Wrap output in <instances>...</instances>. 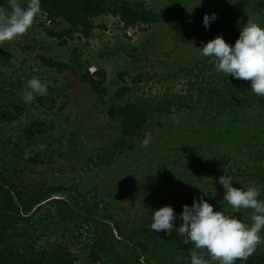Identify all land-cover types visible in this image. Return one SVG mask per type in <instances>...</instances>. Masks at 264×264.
I'll list each match as a JSON object with an SVG mask.
<instances>
[{"label": "trees", "instance_id": "trees-1", "mask_svg": "<svg viewBox=\"0 0 264 264\" xmlns=\"http://www.w3.org/2000/svg\"><path fill=\"white\" fill-rule=\"evenodd\" d=\"M10 2L0 0V9L10 10ZM40 5L38 15L43 20L39 25L60 46H68L78 37H91L97 27L107 28L94 22L106 15L118 18L125 31L173 20L187 30L204 27L180 4L161 10L149 8L145 0H40ZM206 5L217 14L209 28L226 36L223 38L229 44L235 43L240 28L246 24L244 17H257L255 21L264 26V0H206ZM8 47L6 42L0 44V264H190L194 245L177 235L181 221H175L171 233L154 232L151 223L153 211L171 205L179 214L183 205L193 204L194 197L203 196L214 210L252 222V210L235 212L226 201L221 203L225 190L218 182L220 176H230L235 187L260 189L259 198L264 200V142L256 144L259 154L254 156L243 139L227 135L232 127L244 133L255 130L257 139V133L264 135V96L251 92L250 81L228 78L205 57L193 60L181 71L159 77L156 85L160 88L149 87L144 93L147 97L124 101L140 84L154 82L157 75L138 73L132 77L127 70L119 71L117 79L121 85L111 94L106 70L91 72L90 61L82 59L78 49H73L68 61L37 55L43 66L72 74L105 104L106 112L113 117L112 126L118 135L113 134L112 146L94 153L92 145L99 143L96 137L100 131L88 119L74 122L71 130L63 125L60 116L70 101L59 104V97L64 95L61 88L50 84L47 95L37 96L31 104L21 99L27 81L36 74L21 72L13 64L17 57ZM21 48L33 46L26 44ZM181 72L185 78L180 89H174L168 78L176 80ZM108 97L112 98L110 104ZM186 113L188 118L196 119L198 128L194 131L204 140L207 134L212 136L211 126L216 129L224 119H230L229 129L219 135L224 142L222 148L221 141L210 142L218 146L200 141L203 146H195L191 155L182 157L183 164L179 163V168L201 174L195 178L198 184L203 179L199 188L206 186V191L179 181L175 185L178 192H167L164 182L156 186L147 178L135 185L130 201L120 205L111 194V200L103 198L96 187L91 188L96 192L93 196L94 191L87 194L77 182L65 181L74 170L87 175L88 171L109 164V154L134 149L137 141L147 139L154 115L185 117ZM158 126L163 123L158 122ZM192 133H183L179 144L187 145ZM40 144L46 145V150H37ZM26 150L31 153L27 158ZM211 185L218 188L212 192L208 189ZM197 251L208 258L205 251ZM236 264L242 262L237 260ZM246 264H264V251L255 250Z\"/></svg>", "mask_w": 264, "mask_h": 264}, {"label": "rangeland", "instance_id": "rangeland-1", "mask_svg": "<svg viewBox=\"0 0 264 264\" xmlns=\"http://www.w3.org/2000/svg\"><path fill=\"white\" fill-rule=\"evenodd\" d=\"M145 1L148 7L154 10H161L180 4L186 12L194 15L197 23L203 22L205 13L211 14L214 12L206 5V0ZM17 2L25 5L26 3L28 4L29 0H17ZM41 20H43V17L38 15V18L34 20L33 25L29 29L31 31L30 34H25V36L13 41H5L9 45L7 50L17 57L13 64H16V67H20L21 72L36 74L35 76L47 80L49 85L62 89L64 95L59 97V104L66 100L70 101L65 112L60 116L66 128L71 130L74 122L79 123V121L82 122V119H88L89 123H93L100 131L101 134L96 137V141H99V143L92 145L94 153L104 147L112 146L113 136L118 135L112 126L113 117L106 112L105 104L91 94L86 86L82 85L72 74L68 72L57 73L55 70L43 66L37 55L45 54L68 61L73 49H78L82 59L90 61L91 72L98 68L106 70V84L111 94L121 85L117 79L119 71L127 70L132 77L138 73H147V76L157 75L154 77V82H147L148 86L146 83L140 84L135 91H132L124 98V101L137 100L146 96L144 93L149 87H155V90L160 88L158 84L156 85L159 77L167 75L169 72L181 71L186 65H191L189 63L193 62V60L205 58L201 55L199 48L220 35L212 28L205 29L203 27L187 30L176 20L150 26L140 25L125 31L122 29L118 18L106 15L95 18L94 22L96 25L104 24L107 28L101 29L97 27L91 37L79 38L77 35L78 38L71 41L68 46H60L55 39L46 36L39 25ZM255 20H257V17L252 18L250 16L249 19L244 17L246 24H258ZM153 37L155 38L152 39L151 43L148 42ZM32 38H35V40L33 41ZM26 44H31L33 48L23 50L21 47ZM134 48H136V51H133ZM132 55L135 57H132ZM184 78V72H181L176 80L168 78L170 80L169 84H174V89H180ZM130 81L131 79H128V82ZM107 100H109V104L112 103L111 97H108ZM187 116V113L185 117L175 114L162 117L154 115L151 126L147 130V139L150 138L148 148L143 147L142 142L144 140L137 141L134 149L123 154H109V164L94 168L88 171L87 175L81 173L82 171L80 170H74L68 174L65 181L77 182L81 190L87 192V194L88 191L89 193L94 191L91 188L94 189L96 187L97 193H100L101 196L103 195V198L111 200L113 197L117 204L120 205H126L130 201L129 198L133 195L135 185L147 178L150 179V182L154 181V183H157L156 186H161L162 182H164L167 192H171V190L174 193L178 192L175 189V185L179 181L182 185L190 184V188L199 189L200 192L206 191V186L202 187V190L199 188L200 183L201 186L204 184L203 179H200L201 182L198 184L195 178L201 174L197 171L191 173L187 167L179 168L178 166L179 163H182V157L185 158L191 155L195 146L199 144L203 146L200 141H208L207 143L221 141L220 148H222L224 142H222L223 139L219 135L222 136L229 129L227 122L230 119H224L221 122V126L216 129L211 126L213 134L211 137L207 134L204 140L199 139V132L194 131L195 128H198L195 127L197 125L195 123H198L196 119H191ZM158 122H162L163 126H158ZM107 124L108 127L106 128ZM171 124L173 128L170 127ZM151 129H153V133ZM254 131L250 130L244 133L232 127L230 133L229 130L227 131V135L232 134L238 139H243V144L248 145L255 156L259 154V148L256 144L264 142V135L260 132L257 133L256 130L259 135V139H257ZM188 132H193L192 137L196 139L190 138L187 140V145L184 143L185 146H181L179 143L182 144L183 133L187 134ZM168 143L170 146H168ZM210 144L211 146H218L217 144ZM112 150L115 151L114 148ZM229 154L234 155L232 152ZM238 158L240 159V157ZM251 159L247 158V160ZM190 161L191 159L188 163ZM188 166L193 167L192 165ZM162 172L163 174H161ZM204 176L208 179L207 174H204ZM217 188V185L208 187L212 192ZM91 193L93 196L96 194L95 191ZM110 194L112 197H109ZM125 194L126 197L124 198L123 195ZM137 207L139 206L137 205ZM261 235L264 236V230H262ZM256 250L264 251V241L257 245Z\"/></svg>", "mask_w": 264, "mask_h": 264}, {"label": "clouds", "instance_id": "clouds-1", "mask_svg": "<svg viewBox=\"0 0 264 264\" xmlns=\"http://www.w3.org/2000/svg\"><path fill=\"white\" fill-rule=\"evenodd\" d=\"M40 12V0H29L27 7H22L17 0H11L10 10L0 9V43L22 37ZM216 19V13H205V29ZM199 49L217 72L228 78L231 76L250 81L251 92L264 96V26L247 23L240 28L234 44H229L222 35H218ZM48 91L49 82L34 76L27 81L21 99L26 104H31L37 96L47 95ZM149 140L150 138L142 142L144 148H148ZM37 150H46V145L40 144ZM30 154L26 150L25 158ZM218 182L225 190L221 203L226 201L235 212L241 209L252 210L250 224L234 215L214 210V205L203 196L194 197L191 206L183 205L179 214L175 213L171 205L152 212L151 229L154 232L164 230L171 233L175 221H181L176 228L177 235L183 237L185 243L194 245V250L190 253V264H236L237 260L246 264L257 245L264 241V236L261 235L264 230V200L259 198L260 189L255 186L246 189L235 187L232 177L226 175L220 176ZM197 250L205 251L208 258L198 254Z\"/></svg>", "mask_w": 264, "mask_h": 264}]
</instances>
